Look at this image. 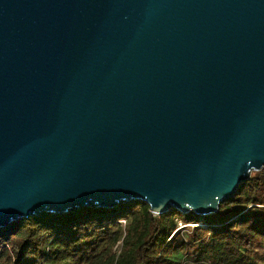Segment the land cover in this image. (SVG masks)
<instances>
[{"label": "water", "instance_id": "obj_1", "mask_svg": "<svg viewBox=\"0 0 264 264\" xmlns=\"http://www.w3.org/2000/svg\"><path fill=\"white\" fill-rule=\"evenodd\" d=\"M262 166L264 0H0V227L205 215Z\"/></svg>", "mask_w": 264, "mask_h": 264}, {"label": "trees", "instance_id": "obj_2", "mask_svg": "<svg viewBox=\"0 0 264 264\" xmlns=\"http://www.w3.org/2000/svg\"><path fill=\"white\" fill-rule=\"evenodd\" d=\"M146 207L137 199L13 220L0 227V264H264V166L209 214Z\"/></svg>", "mask_w": 264, "mask_h": 264}, {"label": "rangeland", "instance_id": "obj_3", "mask_svg": "<svg viewBox=\"0 0 264 264\" xmlns=\"http://www.w3.org/2000/svg\"><path fill=\"white\" fill-rule=\"evenodd\" d=\"M181 225H183L180 221H177V227H180Z\"/></svg>", "mask_w": 264, "mask_h": 264}, {"label": "built area", "instance_id": "obj_4", "mask_svg": "<svg viewBox=\"0 0 264 264\" xmlns=\"http://www.w3.org/2000/svg\"><path fill=\"white\" fill-rule=\"evenodd\" d=\"M120 221L123 222V219H121Z\"/></svg>", "mask_w": 264, "mask_h": 264}]
</instances>
